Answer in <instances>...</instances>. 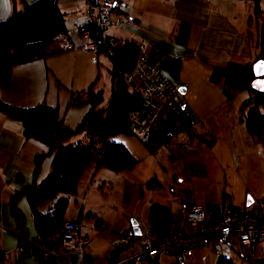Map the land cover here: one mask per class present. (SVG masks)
<instances>
[{
    "label": "crops",
    "instance_id": "crops-1",
    "mask_svg": "<svg viewBox=\"0 0 264 264\" xmlns=\"http://www.w3.org/2000/svg\"><path fill=\"white\" fill-rule=\"evenodd\" d=\"M22 1L24 4H31L36 0ZM119 2L124 6L125 15L140 25L110 29L102 36H118L124 29L128 30L132 35L131 42L143 46L148 62L159 68L165 59H179L178 81L160 69L171 83L185 89L183 99L195 117L189 133H182L184 137L180 139L178 135L170 145L162 147H174L179 153L178 158L168 157V163L171 165L167 178L172 182L169 197L154 193L153 188L152 198L142 195L140 209L149 211L153 205L169 208L178 219L177 229L182 225L180 210L190 204H222L236 209L253 210L256 203L264 199V136L259 138L249 136L238 113L241 105L253 92H242L232 101H227L221 91V85L210 81L214 66L247 62L245 32L246 21L251 13L250 1L119 0ZM57 4L63 15L84 10V3L81 0H57ZM10 14L9 0H0V22L5 21ZM87 24L85 19L79 20L82 28ZM179 25L189 27L185 47L173 42ZM65 32L72 49L32 59L29 63L13 67L9 81L0 85V101L17 108H32L44 104L49 109H56L63 124L68 129L75 130L89 113L90 107L69 106L70 96L90 89L98 92L101 54H94L83 48L80 33L72 29L71 22H66ZM253 75L264 77V60L254 65ZM76 140L77 143L80 141ZM107 143L122 146L137 161L135 168L142 164L152 167L157 162L156 155L159 151L151 155L146 146L134 136L117 135L108 139ZM46 153L47 147L37 141L26 140L21 125L0 113V251L16 252L15 221L9 210V201L15 191L31 183L34 160ZM51 169L52 156L42 162L36 180L38 185L49 177ZM84 172H88L89 184L85 186L83 197L79 200V211L75 218L64 221H77L80 235L89 239V244L84 250L87 264L95 262L96 246L91 245L93 241L91 237L108 240L109 247L100 264L113 262L116 236L125 230L132 233L133 245L123 255L126 257L137 253L145 240V233L137 244L136 237H140L137 224L132 223L129 227V218L126 215L117 214L113 222L109 223L103 216V209L107 208L106 199L101 191L110 184H107L104 178L97 182L100 185L95 183L96 175L101 174L104 177L105 173L90 164L84 169L80 180ZM129 173L130 171L118 174L119 189L124 191L122 194L127 191L125 178ZM17 176L21 179L15 180ZM109 176L111 175H106ZM149 180L151 178L147 179ZM140 181L138 184L142 188ZM155 184L157 189L161 187L157 180ZM160 196L165 199L158 200ZM55 201V199L50 201L47 211L44 212L41 209L45 203H40L38 212L47 214ZM27 206L25 205L26 209ZM18 208L24 209L19 205ZM21 212L24 215V212ZM24 217L27 239H36L30 211L29 219L25 215ZM61 227L51 230L47 237L56 234V238L53 237L50 242H46L49 250L54 253L60 251ZM106 234L110 237L105 238ZM184 262L191 263L192 257ZM0 264L41 262L34 256H28L18 263L5 261Z\"/></svg>",
    "mask_w": 264,
    "mask_h": 264
},
{
    "label": "trees",
    "instance_id": "trees-1",
    "mask_svg": "<svg viewBox=\"0 0 264 264\" xmlns=\"http://www.w3.org/2000/svg\"><path fill=\"white\" fill-rule=\"evenodd\" d=\"M249 1L251 13L246 21L245 32L247 62L216 65L212 68L210 77L213 84L221 85V91L227 101H232L242 92L250 91L249 85L254 80V65L264 60V11L260 8V0ZM9 2L11 14L5 21L0 22V85L9 81L13 67L31 62L37 49L66 29L64 15L59 10L57 0H36L31 4H24L22 0ZM15 3L21 5L20 12L15 10ZM82 29L91 32L97 44V54H105L109 63L107 72L110 95L105 101L102 92L95 93L90 89L70 96L69 106L90 107L89 113L77 129H68L60 119L58 111L49 109L44 104L32 108H17L0 101V113L21 125L26 140H34L47 147V153L37 156L34 160L31 183L15 191L9 201L17 237L16 256L12 261L14 263L25 257L34 256L41 264H53L49 260L44 261L38 247L49 249L46 239L51 230L65 222L68 199L76 193L81 175L88 165L92 164L97 169L115 174L131 171L137 165V161L122 146L109 144L107 141L117 135L133 136L128 118L131 113L140 111L142 106L141 89L133 80L135 67L141 55L140 46L131 41L111 46L109 38L103 37L102 32L92 24L88 23ZM188 34L189 27L179 25L173 42L185 47ZM160 68L173 80L178 81L179 59H165ZM251 94L252 96L241 105L238 113L247 134L259 138L264 136V94ZM193 123L194 121L186 116L184 109L167 111L150 131L145 144L146 149L151 155H155L162 147L170 145L178 135L189 133ZM76 137L82 139L77 144L69 145ZM51 156V174L38 185L36 180L42 162ZM18 179L21 177H15V180ZM145 185L150 189L157 186L152 181ZM141 190L140 188L142 193ZM59 194L63 197L56 200L47 214L38 212V204L52 201ZM22 198L27 201L37 235L33 240L27 239L25 217L18 208V202ZM146 222L149 231L157 238L170 237L178 230L176 215L164 206H151ZM262 253L263 258L243 259L248 264H264V246ZM82 264H87L85 257ZM217 264L234 263L231 260L219 259Z\"/></svg>",
    "mask_w": 264,
    "mask_h": 264
},
{
    "label": "built area",
    "instance_id": "built-area-1",
    "mask_svg": "<svg viewBox=\"0 0 264 264\" xmlns=\"http://www.w3.org/2000/svg\"><path fill=\"white\" fill-rule=\"evenodd\" d=\"M84 10L64 15L65 22L72 23V29L80 33L83 48L98 53L97 44L89 30L79 25L85 19L100 32L114 28L137 27L136 23L124 13V6L119 0H81ZM111 46L131 41V33L124 29L122 34L111 36ZM72 49L66 32L59 33L47 41L33 55L39 59L51 54L63 53ZM144 47L140 46V59L136 64L133 80L141 89L142 106L138 112L129 115L131 133L141 143L146 144L150 131L163 118L167 111L184 109L186 116L195 117L186 106L179 85L171 83L161 69L148 62L144 55ZM95 63V60H93ZM181 227L170 237L157 238L147 230L145 240L137 253L122 259L133 245V235L125 230L117 234L115 240L114 259L111 264H151L164 256H171L175 264H182L190 259L194 250L207 249L221 243L236 242L250 258H263L264 243V199L256 203L253 210L226 208L222 204H190L180 210ZM2 230L3 227H1ZM60 251L38 247L44 261L53 264H82L84 250L89 240L79 233L74 222H64L60 230ZM15 251H0V262L13 261Z\"/></svg>",
    "mask_w": 264,
    "mask_h": 264
},
{
    "label": "rangeland",
    "instance_id": "rangeland-1",
    "mask_svg": "<svg viewBox=\"0 0 264 264\" xmlns=\"http://www.w3.org/2000/svg\"><path fill=\"white\" fill-rule=\"evenodd\" d=\"M260 8L262 11H264V0H260ZM15 10L17 12L21 11V5L19 3H15ZM75 12V11H74ZM67 15V14H66ZM70 15V14H69ZM106 32H102V35H106ZM101 68V78L97 84V90L98 92H102L104 99L109 97L110 95V83H109V75L107 72V69L109 68V63L106 60L105 54H101L99 56ZM105 102L103 103V106H105ZM184 137V134H180L178 136V139ZM78 140H81L82 137L76 138ZM72 140L69 144H77V140ZM169 156H175L176 158L179 157L178 150L174 147H168V148H162L159 150V152L156 155V164L152 167H149L147 164H142L141 166L134 168L135 170L130 171V173L126 176V184L128 185L127 191L124 192L122 189H119V180L117 177H120L118 174L111 173L107 170L100 169L102 173H105L104 177L101 176V174L96 175L95 177V183L97 185H100L99 180L100 178H104L103 180H106L107 184H110L109 187H106L104 189H99L103 193V197L106 199V208L103 209V216L107 218V221L109 223H112L115 215H126L129 218L128 225L131 227L132 223L137 224V232L138 236L140 233V237H136L135 242L138 244L140 242V239L143 238L144 233H146L147 229V210L148 209H140L139 204L142 201V195L147 196L149 198H152V189L146 188V182L152 181V183H155V180L161 183V187L157 189L154 188V193H158V195L168 196L169 188L172 185V182L168 180V173L170 163H168V157ZM87 175L88 172H84V175L82 176V179L78 183L77 191L74 195L70 196L68 199V205L66 209V213L64 216V220H70L72 218L76 217V214L78 213L80 206L79 200L82 199L85 186L88 185L87 183ZM106 175H111L109 177H106ZM148 178H151V180L147 181ZM139 180L142 183V193L140 192L139 187ZM86 192V191H85ZM140 198L138 199V197ZM163 196H160L158 200H164L165 198ZM63 197V195H58L55 200H58V198ZM169 197V196H168ZM156 198V197H155ZM167 198V197H166ZM77 200V203H76ZM56 202V201H55ZM24 203V205L22 204ZM44 208L41 209L42 212L47 211L48 205L50 204V201L43 202ZM21 208V211L24 212V215L29 219V209L27 206V202L25 198H22L20 200V203L18 204ZM23 205V206H22ZM27 206V209L25 207ZM52 205V204H51ZM39 204L37 205L38 208ZM130 208V209H127ZM39 211V210H38ZM42 214V213H41ZM44 214V213H43ZM46 214V213H45ZM133 219V220H132ZM56 238V234H51L50 238H47V241H51L50 239ZM105 238H109L110 235L106 234L104 236ZM92 238L91 245L96 246L95 251V262L94 264H100L101 260L105 258V252H107V249L109 247L108 240L101 239L98 240L95 237ZM89 240V239H88ZM90 245V247H91ZM264 246V243L263 245ZM124 256V255H123ZM122 256V259L125 257ZM192 262H184L182 264H217L219 259L224 260H231L234 264H248V262L243 259V257H248V253L240 247L236 242L231 243H221L218 245H213L210 248L207 249H200V250H194L192 252ZM159 264H175L171 258V256H164L159 259Z\"/></svg>",
    "mask_w": 264,
    "mask_h": 264
},
{
    "label": "water",
    "instance_id": "water-1",
    "mask_svg": "<svg viewBox=\"0 0 264 264\" xmlns=\"http://www.w3.org/2000/svg\"><path fill=\"white\" fill-rule=\"evenodd\" d=\"M249 90L258 95L264 94V77H254L249 85ZM181 94H185L184 88L181 89Z\"/></svg>",
    "mask_w": 264,
    "mask_h": 264
}]
</instances>
